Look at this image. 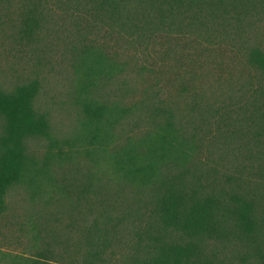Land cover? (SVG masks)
Masks as SVG:
<instances>
[{
    "label": "rangeland",
    "instance_id": "1",
    "mask_svg": "<svg viewBox=\"0 0 264 264\" xmlns=\"http://www.w3.org/2000/svg\"><path fill=\"white\" fill-rule=\"evenodd\" d=\"M89 9L85 0H0V87L10 93L38 82L34 106L47 118L50 132L26 140L34 177L7 192L0 215V264H128L136 234L148 221V192L112 178L77 146L84 133L78 67L90 47L123 65L100 82L98 94L123 106L139 103L116 126L121 145L147 127L149 95L181 105L193 101L205 111L207 124L216 125L220 121H212L210 113L237 106L239 95L251 87L241 80L248 73V52L264 51V6L259 4L241 23L232 19L223 29L208 24L194 36L174 32L149 45L134 43ZM115 30L125 38L113 36ZM247 76L253 84L261 78ZM4 133L0 115V144ZM230 139L225 134L213 139L201 162L213 165L234 154L238 144ZM103 236L111 242L101 260L92 259L84 240ZM209 248L230 264H258L239 245L212 242Z\"/></svg>",
    "mask_w": 264,
    "mask_h": 264
},
{
    "label": "trees",
    "instance_id": "2",
    "mask_svg": "<svg viewBox=\"0 0 264 264\" xmlns=\"http://www.w3.org/2000/svg\"><path fill=\"white\" fill-rule=\"evenodd\" d=\"M85 3L91 15L134 43L148 45L174 32L194 36L208 24L223 29L232 19L241 23L258 4L264 6V0ZM112 34L122 36L116 30ZM90 48L78 67L77 99L84 112V133L77 144L82 150H78L99 166L103 164L112 178L148 192L144 204L149 208L148 221L136 234L128 264H230L209 248L212 242L244 247L247 257L264 264V51L254 47L245 58L249 75L255 73L260 81L253 84L252 76L244 71L241 80L251 87L239 95L237 106L210 113L212 121H220L216 125L207 124L205 111L193 101L181 105L177 99L149 95L147 127L121 145L116 144V126L139 103L123 106L98 94L100 82L116 76L123 65L101 49ZM38 91L36 81L10 93L0 87V115L5 119L0 144V215L6 211L9 188L34 177L35 162L28 155L26 140L50 135L47 118L34 106ZM224 134L238 144L234 154L224 155L213 165L201 162L209 143ZM102 238L84 240L89 242L92 259L101 260L111 242Z\"/></svg>",
    "mask_w": 264,
    "mask_h": 264
}]
</instances>
